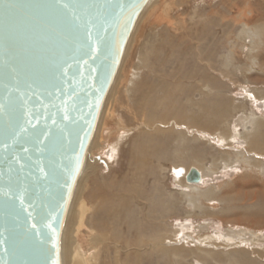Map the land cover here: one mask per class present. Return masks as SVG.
<instances>
[{"label":"rangeland","instance_id":"obj_1","mask_svg":"<svg viewBox=\"0 0 264 264\" xmlns=\"http://www.w3.org/2000/svg\"><path fill=\"white\" fill-rule=\"evenodd\" d=\"M235 1L238 0H158L156 10L144 18L145 22L142 21L136 32L132 33L114 87L107 96L90 145L94 166L86 171L81 185V192L85 193L89 200L93 199L94 204L89 213V223L79 234V241L82 249L87 253L90 247V232L98 231L110 238L94 250L101 264H116L114 256L118 249L117 244L121 243L120 248L125 250L130 245L132 248L130 252H133L136 233L139 229L143 232L150 230L155 217H152L150 225H144L141 220V226L136 225L133 229L128 227L127 223H120V221L124 218L126 208H129L126 206L127 200H131L132 209L135 208L138 212L137 216L133 215L135 220L144 210L156 216L158 212L154 211L151 200L146 197L150 196L158 183H160L161 192L165 195L169 194L167 195L169 201H175L176 206L173 204L174 210L171 216L165 219L164 226L169 234L174 230H180L176 235L179 244L186 243L190 250H197L198 244L193 239L198 241L200 236L207 237L208 235L220 236L219 243L223 244L225 241L222 235L230 232L232 228H239L238 224H229L218 216L190 215L193 209L183 196L184 189L175 184L174 166L176 164L189 168L195 167L194 165L199 162L212 166L217 161L218 171L205 183L200 184L204 189L215 184L218 186V191L222 189L225 191L229 180L235 181L240 177H246V180L258 184L255 185L257 189L264 190V172H260L256 166L246 165L237 158V152L245 151L252 155L251 161L255 163L259 158L264 160V152L258 149L250 150L247 141L240 137H237V141L236 139L231 140L230 144L220 139L221 130H226L231 136L235 134L236 128L242 133L246 132L242 121L243 118L249 117L251 112L264 118V98L259 101L251 100L253 92L259 90L264 93V76L262 75L264 70L246 76L250 80L253 79L257 86L256 89H247L245 85L248 81L243 76V71L247 68V58L240 44L237 50L238 55H242V61H236L237 65H240L239 72L231 69L233 79L230 82L216 72L219 71L222 61L217 60L219 59L217 58L218 51L227 53L230 47V42H227L224 35V32L230 29L227 22L238 16V8L244 6L242 2H239V7L232 8ZM222 21L224 24H221ZM239 33L240 26L234 27L232 39H238ZM197 47L200 51L214 53L209 55L213 60L212 65L215 70L208 71L204 63L201 64L196 59ZM179 79L182 90L179 91L178 97L174 95L175 102L183 103L187 109L193 108V111H197V107L186 100L190 97L192 101L198 102L203 99V93L206 92L212 98H224L223 101H229L234 106L233 111L225 116L223 123H218L217 129L213 131H204L199 128L187 129L177 124V127L180 126V131H172L170 138L165 141V147H170L168 148L170 156L167 154L168 149L163 146L165 155L160 161L150 157L147 165L141 167L137 162V154L133 153V148L140 139L139 136L144 133V129L140 127L141 124L147 127L148 119L144 114L148 111L147 105L151 101L155 102L157 96H161L162 86L165 90L169 86L167 91L169 94H166V97H170V91L174 92L173 86L180 81ZM159 111L158 107L153 116L149 115V119L154 118L158 122ZM170 122L172 121L166 123L162 129L169 130L172 127ZM146 132H150L149 134H153L154 137L164 138L163 133L157 132V125L148 126ZM179 132L185 133L183 143L178 140ZM226 165L228 168H225ZM134 183H139L141 188L146 189L143 200L137 199L136 192L139 191ZM127 187H130L129 191ZM117 192L121 194V198H115L114 195ZM240 192L244 195L246 190ZM158 196L156 194L154 198ZM204 202L211 210H219L223 207L222 203L215 200L214 202L204 200ZM103 211H107L110 216L105 217ZM105 222L107 223L103 224ZM200 224L207 225V228H200ZM182 225L188 228L183 230ZM259 232L262 235L257 243H253L252 246L248 244L243 246L249 247L252 258L264 263V230H259ZM186 235H190L191 238H186ZM127 238H131V244L126 241ZM251 238L249 235L247 239L251 240ZM176 240L171 239L170 241L175 242ZM218 244H210L208 247L224 254L230 253L233 249L229 246L230 244H227L228 246H218ZM196 258L192 255L183 263H179L176 258L174 263L204 264ZM211 263L218 264L215 261ZM121 264H126V259L121 261ZM149 264L165 263L162 260L161 263L152 261Z\"/></svg>","mask_w":264,"mask_h":264},{"label":"water","instance_id":"obj_2","mask_svg":"<svg viewBox=\"0 0 264 264\" xmlns=\"http://www.w3.org/2000/svg\"><path fill=\"white\" fill-rule=\"evenodd\" d=\"M149 1L0 0V264H63L75 187Z\"/></svg>","mask_w":264,"mask_h":264},{"label":"bare ground","instance_id":"obj_3","mask_svg":"<svg viewBox=\"0 0 264 264\" xmlns=\"http://www.w3.org/2000/svg\"><path fill=\"white\" fill-rule=\"evenodd\" d=\"M157 1L158 0H150L146 5L143 12L139 16V19L137 20V26H135L133 34L136 32V29H138L143 19L147 18L152 14L153 11L156 10L155 7H157ZM239 2H242L244 6L242 8H238V16L233 17L232 21L227 22L230 29L228 32H224V35L227 39V42H230V47L227 53H220V51H218L217 58L219 57V59L217 60L222 61L220 62L219 71L216 72L228 82L233 79V77H231L232 68L236 72H239L240 65H237L236 61H242V55H238L237 50L238 44H240L241 49L245 51L247 58V65L245 64L247 68L243 71V76L248 81L245 87L247 89H256L257 86L255 85L254 80H250L249 77L246 78V76L253 72L264 70V0H238L233 2L234 4L232 5V8L239 7ZM232 12L233 11H231V13ZM221 24H224L223 21ZM237 26H240L239 37L238 39L236 38L233 40L232 34L234 27ZM224 28L226 29V25ZM196 49L198 50L196 59L201 64L204 63L205 69L208 71L215 70L212 65L213 60L209 55L214 53L200 51L199 47ZM200 71L204 72L202 70ZM262 75L264 76V74ZM205 77H207V75ZM113 87L114 83L108 95L111 93ZM173 88H175L174 92L170 91V97H166V94H169L167 92L169 86L166 90L162 86L163 93L161 96H157L155 102L151 101L147 105L148 111L144 113L148 119V123H146L147 127L141 124L140 127L144 129V133L139 136L140 139L133 148V153L137 154V162L141 165V167L147 165V163L150 161L148 158L150 157L156 158L158 161L164 157L165 151L162 147L166 146L165 141L166 139L170 138L172 131H180V126L177 127V124H180L187 129L199 128L203 129L204 131H213L217 129L216 127L218 123L222 124L226 118L225 116L233 111L234 106H232L233 104H231L229 101H223L224 98H212L211 95L206 94V92H202L204 97L198 102L192 101V98L190 97L187 98L186 101H189L190 104L197 107L198 110L193 111V108L187 109L183 103L181 104L178 103V101L175 102L174 100V95L178 97L179 91L182 90L181 80L177 81V84L174 85ZM253 93L254 95L253 99H251L252 101H259L264 98V93L260 92L259 90ZM142 97L145 99L144 95H142ZM158 107L160 109L159 120L156 122L154 118L149 119V115L153 116ZM169 121H172L170 122L172 123V127L169 128V130L167 128L166 130H163L162 128L165 127V124ZM242 124L246 132L242 133L236 128L235 134L231 136L227 134L226 130H221L220 139L223 142H229L230 144V142H232L231 140L234 141L236 139L237 141V137H240L247 141L250 150L258 149L260 152H264V118L257 115L255 112H251L249 117L243 118ZM156 125L157 132L163 133L162 137L164 138H157L156 136L154 137L153 134H149L150 132H146L148 126L155 127ZM219 126L221 125L219 124ZM142 129L140 130L141 133ZM184 135V132H179L178 140L181 141L180 143L185 141ZM180 148L183 149L182 146H180ZM169 150L170 149H168L167 154H169ZM93 158L94 157L92 156L91 149L89 148L85 160V166L76 184L67 220L65 222L66 224L63 228L61 239L63 264H101V261H99V256H95L94 250L99 246V244H103L105 241L107 242L108 239H110L98 231L90 232V247L87 253L84 252L79 241V234L84 227H87V224L89 223V213L91 212V208L94 204L93 199L89 200V198L85 196V193L81 192L83 177L86 171L93 168L94 166ZM237 158L246 165L256 166L260 172H264V160L259 158V160H256V162L253 163L251 161L252 155L245 151L237 152ZM189 160L193 159L189 158ZM189 160H187V162H189ZM194 166V168L201 172L202 177L199 183L187 181V174L193 167L187 168L179 166L178 164L174 166V175L176 179L175 184L183 187V196L186 198L189 206L193 209V211L190 212V215L202 217L218 216L220 219H222V221H225L229 224H238L239 228H232L230 232L228 231V233L222 235L225 241L223 244L222 242L219 243L221 241V237L218 235H208L207 237L200 236L198 241L193 239V241L198 244L197 250H190L186 243L179 244L176 240V235L179 234L180 230H174V232L169 234L168 229H166L164 226L165 219L170 217L172 211L174 210L175 201H169L167 197L169 194L165 195L162 193L160 183H158L155 185L150 196L146 197L147 199L151 200L154 211L158 212L156 213V216L154 213L150 214L144 210V213H140V217H137L136 222L133 215L137 216L138 212H136L135 208L132 209L133 205L131 200H127L126 206L129 208H126L127 211L125 212L124 218L121 219L120 223H127L128 227L133 229L136 225L139 227L141 226V220H143L144 225H150L152 217L155 218L154 223H152L150 226L149 231L147 230L143 232L139 229L138 233H136V240L134 241L136 243L133 252H130L132 249L130 245H128V249L125 250L120 248L121 243H119V245L117 244L118 249H116L117 252L114 256L116 264H121V261L124 259H126V264H149L152 263V261L161 263L162 260H164L165 264H175L174 262L176 261V258L179 263H183V261L187 260L188 257L192 255H195L197 257L196 259L200 260L204 264H212L211 262L213 261L217 262L218 264H264L261 262V260L252 258L249 247L243 246L247 244L248 246H252L253 243H257L261 238L262 234L259 232V230H264V190H260L259 188L257 189V187H255L257 183L246 180V177H240L235 181L229 180L228 184H225V191L223 189L222 191H218V186L215 184H212L204 189L200 184L205 183L208 178L212 177L213 174L218 171L217 161H215L212 166H206L201 162L196 163ZM225 168H228V165H226ZM134 184L137 186V190L139 191L136 192L137 199L143 200V195L146 192V189L141 188L139 183ZM129 189L130 187H127V191H129ZM243 190H246V193L241 195L242 193L240 191ZM156 194L159 195L158 198H154L156 197ZM114 196L116 199L122 197L119 192L115 193ZM184 197H182V199H184ZM204 200L208 202H214V200L218 201L222 203L223 207H221L219 210H211V208L209 209L205 205ZM103 215L105 217L110 216L107 211H103ZM106 223L107 222L103 224ZM186 228L188 227L182 225L183 230ZM200 228L205 229L207 228V225L200 224ZM249 235L252 237L251 240L247 239ZM186 238H191V236L186 235ZM130 239L131 238H127L126 241L131 244L132 241H130ZM171 239L176 241L172 242L170 241ZM215 243H219L218 246H228L227 244H230L229 246H232L233 249L230 253L224 254L208 247V245Z\"/></svg>","mask_w":264,"mask_h":264}]
</instances>
